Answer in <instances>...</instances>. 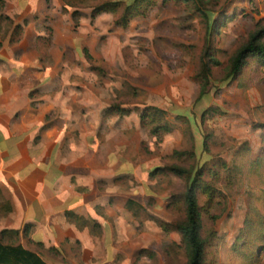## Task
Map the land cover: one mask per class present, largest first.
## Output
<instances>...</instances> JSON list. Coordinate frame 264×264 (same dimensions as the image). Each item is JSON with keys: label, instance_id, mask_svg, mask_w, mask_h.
<instances>
[{"label": "rangeland", "instance_id": "374dc122", "mask_svg": "<svg viewBox=\"0 0 264 264\" xmlns=\"http://www.w3.org/2000/svg\"><path fill=\"white\" fill-rule=\"evenodd\" d=\"M101 1L105 6L111 0ZM208 7L219 19L216 30L207 29L184 0H150L125 26L119 8L95 14L92 7H80L78 14L68 8L73 30L88 32L82 45L92 56L91 61L84 54L82 60L71 59V109L88 106V117L102 121L94 132L71 129V140H124L131 155L154 158L164 168L150 172L162 194L158 207L127 204L135 232L111 264H186L180 236L171 230L183 217L174 196L183 193L185 180L165 169L171 164L209 161L218 168L216 178L206 179L221 195L210 204L198 196L208 243L205 264H249L247 256L254 259L264 244L252 236L264 216V164L254 163L264 152V65L249 59L240 74L224 80L230 57L264 16V0H214ZM208 46L219 65L211 68L210 83L198 98L196 74L201 60H208ZM111 105L129 112H108ZM144 112L149 116L143 120ZM156 126L168 130L154 132ZM38 251L49 264L77 260L66 251ZM255 264H264V252Z\"/></svg>", "mask_w": 264, "mask_h": 264}, {"label": "crops", "instance_id": "0c3cea01", "mask_svg": "<svg viewBox=\"0 0 264 264\" xmlns=\"http://www.w3.org/2000/svg\"><path fill=\"white\" fill-rule=\"evenodd\" d=\"M64 6L0 0V231L75 264H111L135 232L127 204L162 199L150 177L159 164L124 140H71L102 121L71 109V59L84 58L88 32L73 30Z\"/></svg>", "mask_w": 264, "mask_h": 264}, {"label": "trees", "instance_id": "16d2710c", "mask_svg": "<svg viewBox=\"0 0 264 264\" xmlns=\"http://www.w3.org/2000/svg\"><path fill=\"white\" fill-rule=\"evenodd\" d=\"M62 1L65 5L62 10L67 11L68 8H74L73 14H78V9L80 7L96 8L93 14L103 11L110 12L118 8L122 9L124 12V18L120 22L125 26L134 13L142 14L145 12V4L150 0H111L105 6H102V1L99 2L100 0ZM184 1L190 2L191 5L193 4V12L203 19L207 29L216 30L218 25H220L219 19L214 17L215 10L208 7L214 0ZM220 15H222V13ZM2 17L3 16L0 18ZM83 54L87 60H92V56L86 48H83ZM204 56L207 57L208 60H201V68L196 74V79L199 84L198 98H201L205 94V90L210 83L211 68L219 65V61L214 58L212 50H210L209 46L206 48ZM249 59H254L256 62L264 65V16H261L256 20L254 30L248 33L245 42L242 43L230 57L224 80L229 82L232 78H235L238 74H240ZM95 69L98 70L100 76H104V70L99 68ZM107 111L121 114L129 112L127 108L119 105H111ZM147 115L149 116V113L144 112L142 114V119L144 120ZM160 129H163L164 131L168 130L166 127L156 126L154 132H158ZM204 145H206V141ZM262 151H264V148ZM190 156L193 157V154L190 153ZM254 163L257 166L264 164V152L255 159ZM220 165L221 167H225V162L220 161ZM215 167L216 163L204 161L201 164H197V166L171 164L165 168L175 176L185 180V189L183 193L174 196L176 203L181 204L183 208V217L172 222L171 230L177 232L180 236V241L186 257V264H205L208 243L205 237L202 236V209L201 205H199L198 196L199 194L204 195L206 197V203L210 204L214 198L217 199L216 197L221 195V192H219V190L214 186L212 179H206L209 175L215 178L217 177L218 168L215 170ZM163 169L164 168L157 167L155 172L163 171ZM229 176H231V172L227 176V184H230ZM262 198H264V196ZM147 217L152 218L151 216ZM154 220L157 219L154 218ZM157 222L162 225L161 221L157 220ZM257 222L258 223L255 225V230L253 231L252 236L254 238L264 239V216L261 215ZM6 239L10 241L6 243L4 241ZM243 241H245V243L246 241H249L247 236L243 238ZM263 246L264 244L259 245V248L255 251L257 254H254V259H251V255L247 256L250 258V260L248 259L249 264H255L256 260L260 259L261 253L264 252V250L262 251ZM0 264L49 263H47L38 252L25 248L19 243L18 230L4 229L0 231Z\"/></svg>", "mask_w": 264, "mask_h": 264}]
</instances>
